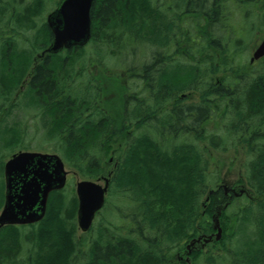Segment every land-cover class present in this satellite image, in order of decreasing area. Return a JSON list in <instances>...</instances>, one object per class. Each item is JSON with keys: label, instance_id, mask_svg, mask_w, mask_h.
<instances>
[{"label": "trees", "instance_id": "16d2710c", "mask_svg": "<svg viewBox=\"0 0 264 264\" xmlns=\"http://www.w3.org/2000/svg\"><path fill=\"white\" fill-rule=\"evenodd\" d=\"M50 1L31 5L48 7ZM21 11L6 18L18 40L0 45L1 66L13 65L0 73L1 98L41 117L56 113L48 134L57 141L66 165L84 179L107 178L110 173H105L103 164L114 151L118 166L110 188L122 174L125 185L123 192L120 187L116 190L118 213L127 218V228L136 229L137 235H131L144 237L148 247L122 236L121 244L104 250L98 247L107 238L104 235L84 245L85 258L77 239L67 238L62 227L59 202L68 196L60 191L51 194L47 217L52 220L43 232L50 251L27 245L31 236L19 233L27 242L21 245L31 252L27 256L36 262L12 263L3 246L17 250L11 244L17 237L4 236L0 264H43L46 254L53 258L50 264H186L180 257L187 253L189 242L214 233L212 215L229 201L218 186L221 175L212 169L213 153L239 151L243 142H247L242 152L244 187L250 194L232 195L231 212L221 214L218 248L196 253L190 260L191 264H264V131L260 130L264 59L258 64L247 60L250 45L253 49L264 35V0H95L88 45L49 54L53 36L44 10L33 14L23 4ZM23 17L30 21L25 23ZM20 22L28 33H21ZM97 24L107 29L102 38L97 36ZM88 47L96 62L88 58ZM106 59L116 64H106ZM88 66L97 68L99 75L90 74ZM106 66L112 75L103 70ZM14 84L16 93L11 92ZM25 84L37 104L23 102L20 89ZM194 94L199 95L195 102L189 99ZM242 94L249 95L248 102L240 103ZM14 125L7 127L13 135L11 145L21 144L20 128ZM137 138L159 150L154 166L146 165L147 148L141 141L133 143ZM250 138L253 141L248 142ZM180 144L189 145L179 148ZM167 209H175L173 220ZM64 214L73 217L68 210ZM74 223L77 230L76 219ZM171 224L184 230L185 237L163 241L161 228L168 230Z\"/></svg>", "mask_w": 264, "mask_h": 264}, {"label": "rangeland", "instance_id": "374dc122", "mask_svg": "<svg viewBox=\"0 0 264 264\" xmlns=\"http://www.w3.org/2000/svg\"><path fill=\"white\" fill-rule=\"evenodd\" d=\"M58 1L59 0H51L49 6H48V3H46V6H48V7H44V6H42V4H40L39 6L31 5V4H36L37 0H18V2L15 0H5L2 3L1 2L0 3L4 7H5V5H8V9H6L7 10L6 11V18H8V19H10V17H11L10 14H12V16L14 17L15 14L21 13L22 12L21 8H22L23 4H25V7L29 10V12H32L33 14L37 13V11L39 9L44 10V14H45L44 16H45V19H47V16L49 15V13L56 8V4ZM10 3H12L14 8L12 7V5ZM3 4H5V5H3ZM1 23L2 22L0 19V24ZM19 26L21 27L20 28L21 33L22 32H26V33L29 32V30L26 29L27 26L24 23L21 24V22H20ZM96 31L99 34V35L97 34L98 37L105 36L107 34V29L105 27L100 28L99 30H96ZM17 34H18V32L14 31L12 29L11 24L0 25V45H1V43L4 44L9 39L10 40H12V39L18 40ZM21 37H22V39H24L26 36H25V34H23V35L21 34ZM263 38H264V35L261 37V39L259 41H257V44L253 47V49H252V45H250L249 56L247 57L248 61H250V58L252 57L253 53L256 51V49L258 48V46L262 42ZM25 48L27 49V47H25ZM9 49H6L7 52L10 51ZM0 50H1V46H0ZM86 52H87L88 58L93 60V62H96L95 58L97 59V57L94 56V53L92 52V48L88 47V50ZM29 57H31V54H28L27 59ZM88 58L86 57V59H88ZM8 59L10 61L11 55L8 56ZM105 61H104V63L109 64V65L116 64L114 61L111 62L109 59H106ZM83 62L84 61H82V64H83ZM261 62H264V61H261ZM78 66H79V63H78ZM261 66H263V65H261ZM88 67H89L90 74H92L94 72L96 75L97 74L99 75L97 68L92 67V66H88ZM102 68H100V69H102ZM115 68H116V66L114 67V69ZM103 70L106 71V74L109 76L112 75V73H113V71L109 67H107V69L104 67ZM26 86H27V84H25L22 88L25 89ZM189 99H192V101L195 102L199 99V95H196V94L191 95V97ZM19 100L22 101V98ZM5 106H6V108H4L5 110L3 112L1 111L3 107L0 109V127L4 126L3 130L6 128V132H8V128L6 127L7 124L15 123L20 128L19 132L17 133V139L19 137V140H20L22 145L19 143L18 144H12L11 147L14 150H16L17 148L28 147L32 151L41 150L42 152L58 153L61 155V153H59L58 149H57V148H59V145H56L57 141L53 138H50L51 136H50V134H48L49 133L48 129L50 128V127H48V124H50V123H48L47 118H45L43 115L41 117L39 115V113L35 110L27 109V111H26L23 108H21L19 105L16 106V102L11 103L8 101ZM9 111H11V112H9ZM5 121H7V122L4 124ZM13 126H11L12 129H13ZM3 138H4V140H2ZM11 140H13V138L10 135L9 136L3 135V137L0 138V161H1L0 167L2 165H4L3 163H6V161L11 157V155L10 156H2L1 155V151L3 150V148L5 146L11 145ZM117 146L118 145H116V148H117ZM146 151L147 152H145V156L148 159L146 161V165L149 167L154 166L158 160L156 153H154L151 149H148V148L146 149ZM112 155H114L113 150H111L109 152V155H108L109 158L107 157L106 158L107 162L105 161V163L103 164V167L105 169L106 174L115 172V170L118 166L116 160L114 159V156L112 157ZM244 161H245L244 154L239 152V151H236V150H229L226 152H222V151L214 152L212 159H211V163H212L211 166H212V169L217 171L221 175V178H222V181H221V183H219L218 186L220 187L223 184L229 185L230 187L235 189L236 192H239L240 189L244 186V182L246 184V180L244 178L245 170L243 167ZM67 170L70 173H69L68 184H67V187L65 188V194L68 196L67 199H69V200L71 199V201L78 203V199L76 196V183L78 181H80L82 179V177L78 173H75L68 166H67ZM2 172H3V170H2ZM123 177H124V174H122L118 179H116V184H115L116 187L113 190H111V193H110L108 201H107L106 208H104V210L102 211L100 216L97 217L96 222L93 225V229L90 230L88 233H83L81 231V229L79 228V226H77V231H78L77 236L81 238L80 241H85L86 245H88L89 242H91L92 239L97 236L95 234L92 237V235H91L92 232H96L98 230L102 231L103 229H105V230H107V233L109 232V235H110L111 233H110L109 229L111 228V226H114V225H118V226L122 227L124 235L128 234V230L126 229L127 227L124 224L122 225V223L120 221V215L118 213V209L121 206L120 202H119L118 195H119V192H123V188L125 187V185L121 184ZM1 181H3V178L0 176V182ZM218 186L214 187V189L218 188ZM119 187H120V190H119V192L116 193V190H118ZM74 205L76 206V209H77L78 204H74ZM127 211L128 210H125V212H127ZM167 212L170 214L173 213V215L176 213L175 209H167ZM170 214H168V215H170ZM162 217H166V215H163ZM174 217H175V215L171 216L170 220H173ZM213 217H217V213L212 215V218ZM221 219H222L221 216L218 217L219 224L222 227ZM77 225H78V223H77ZM107 233L101 234L98 237V239H101ZM219 242L213 241V242H211L205 246L196 247L194 249V252L192 253V255H190V257L193 258V256L196 253H206L208 251H213V250L217 249L219 246V244H218ZM51 259H53V258H50L49 255L46 254V256L44 257V261L42 263L43 264H50Z\"/></svg>", "mask_w": 264, "mask_h": 264}, {"label": "water", "instance_id": "95a60500", "mask_svg": "<svg viewBox=\"0 0 264 264\" xmlns=\"http://www.w3.org/2000/svg\"><path fill=\"white\" fill-rule=\"evenodd\" d=\"M95 0H64L58 10L50 16L49 26L53 33V42L48 49L51 53H58L64 48L83 47L91 39V9ZM264 58V39L253 53L251 63ZM37 165L34 178L27 175V169ZM7 175L16 176L24 188L21 190L20 202L22 209L17 206L18 215L14 214L11 198L7 199V206L0 218V224H32L42 219L46 209L47 198L50 192L61 190L67 181V172L63 161L56 155H41L22 152L15 155L7 164ZM11 182V181H10ZM228 190L227 188H225ZM105 187L91 181H82L77 184L79 197V227L88 231L93 223L96 213L105 203ZM39 206L42 214L33 212ZM16 209V208H15ZM221 213V212H219ZM18 216H20L18 218ZM217 230L216 240L222 238L223 230L219 222L215 224ZM213 237L205 240L212 241ZM199 242V240H198Z\"/></svg>", "mask_w": 264, "mask_h": 264}, {"label": "bare ground", "instance_id": "6f19581e", "mask_svg": "<svg viewBox=\"0 0 264 264\" xmlns=\"http://www.w3.org/2000/svg\"><path fill=\"white\" fill-rule=\"evenodd\" d=\"M199 3V2H198ZM200 4V3H199ZM6 8H4L3 6H2V4L0 3V19H1V24L0 25H3V24H5V23H7V19H6ZM23 21L25 22V23H28L29 21H30V18L29 17H23ZM100 28H103L102 26H100V25H96V29L97 30H99ZM17 60H14L13 61V63H17L16 62ZM7 68H9V69H12L13 68V65H12V63H8V64H5V65H2L1 66V64H0V73H1V71L2 70H4V69H7ZM28 82H31V79L29 78L28 79ZM29 85H30V83H29ZM28 89H27V86L25 87V89H23V88H21L20 89V92H21V96L23 95V102L25 103V104H28V105H33V104H37V102H38V100H36V97L34 98V96H33V94L31 93V91L29 90V91H27ZM11 92L12 93H16V88H15V84L12 86V88H11ZM19 94V93H18ZM17 95V94H16ZM185 95H183L181 98H183ZM47 100V99H46ZM239 100H240V103H244V102H248L249 101V95L248 94H242L240 97H239ZM40 103H43L42 101H39V103L38 104H40ZM7 104V99H5L4 97L3 98H1V95H0V109L4 106V105H6ZM35 106H31V108H34ZM37 107H39V106H37ZM36 107V108H37ZM71 108L73 109L72 111H75V109H74V107H73V105H71ZM56 114V113H55ZM55 114H52V115H50V116H48L47 114L45 115L46 117L45 118H47V121H48V123H50V124H48V127H51L52 125H54V124H56V122H55V117H56V115ZM7 121H5L4 122V124L6 123ZM14 125V123L12 124H7V126L6 127H10V129H12L11 128V126H13ZM15 126V125H14ZM13 126V127H14ZM257 126H260V125H257ZM3 127L4 126H1L0 127V134L1 135H6V136H13V135H11V134H8L9 132H6V128L3 130ZM260 130L261 131H264V127L263 128H260ZM142 137H147L146 135H143ZM139 141H141V142H143L144 144H142L143 145V147L145 146L146 148H148V149H151L154 153H157L159 150L156 148V147H154V146H151V145H149V144H146L147 143V141L146 140H144V139H134L133 140V143H139ZM251 141H253V139L252 138H250L249 139V141L248 142H251ZM243 143H245V144H243V145H241L240 147H239V152H245V150L244 149H246V147L245 146H247V142H243ZM187 145H189V144H180L179 145V148H187ZM12 145H10V146H5L4 148H3V150H2V153H1V155L2 156H10V155H14L15 153H17L18 151H32L30 148H28V147H24V148H17L16 150H14L12 147H11ZM135 146H137L136 144L134 145V147ZM133 147V148H134ZM232 150H235V149H232ZM36 153H38V154H42V153H44V152H42L41 150H39V151H35ZM188 152H186V154H187ZM180 155L181 156H183V154H181L180 153ZM129 161V160H128ZM246 161V160H245ZM245 161H244V164H245ZM3 164H5V163H3ZM7 164V163H6ZM161 164V163H160ZM1 168H4V165H2L1 167H0V176L2 177V170H1ZM2 188L0 187V190H1ZM3 190V189H2ZM232 199H233V197H231V198H229V201L228 202H230L231 203V201H232ZM228 202H226V204L225 205H223V206H219L217 209H216V211H217V217H213L212 219H213V223L214 224H216V222L218 221L219 222V220H218V217H220V216H218V213L219 212H221V213H224L225 214V212H231V206H229V205H231L230 203H228ZM60 210L63 212V215H62V218H60V220L62 221V223H63V225H62V227H63V229L66 231V236H67V238H69L70 240H73V239H77V242H78V244H79V246L81 247V253L84 255V257L85 258H87V249H85L84 248V245L86 244L85 243V241H80L81 240V238L80 237H78L77 236V230H75V223H74V220L76 219L77 220V223H78V219H79V203H77V202H73V201H71V200H69V199H62V200H60ZM70 204V205H69ZM74 204H78V207H77V209H76V206L74 205ZM69 211V212H71L72 214L71 215H73V217L71 218L70 217V219L69 218H65L64 216H65V211ZM127 215H126V217L128 216V214L129 213H126ZM125 215V214H124ZM49 216V215H48ZM125 217V216H124ZM51 218H49V217H46V219H44L42 222H41V224H40V226L39 227H30V228H27V229H13V230H11V231H9L8 232V234L6 233L5 235H0V247H2L3 246V244H2V241L3 240H1V238L2 237H4V236H7L8 238H9V236L8 235H10V236H14V237H17L16 238V241L15 242H12L11 244L12 245H14V247L15 248H17V250L15 249V251H13L12 249L13 248H9V246L8 245H6V246H3L4 248H7V250H6V252L8 253L7 255H8V259L11 261L12 259H13V261H12V263H26L27 261H30V262H36V258L34 259V257H28L27 255L29 254V253H31V252H29V250L27 249V247H26V245H21V244H27V242H22V241H24L25 239H20V236H19V233H22V234H24V236L26 235V234H28L29 236H31V238H30V242L27 244V245H30V246H32V247H35L37 250H43L45 253L46 252H48V251H50L49 250V243H47L46 241H45V239H44V237L45 236H43V232L44 231H46V229H47V227L46 226H48V224H49V222H51ZM54 220V219H53ZM120 221H121V223H122V225L125 223L126 224V227H127V225H128V222H127V218L126 219H123V217L122 218H120ZM96 221H93V224L95 223ZM174 226L175 225H173V224H171L169 227V229L168 230H165V228H161V230H163V235L165 236V237H160L161 239H163V241H168L169 243L171 242V240L170 239H173V240H175V239H180V238H184L185 237V232H184V230H180V231H178L176 228H174ZM165 227V226H164ZM172 227V228H171ZM129 232H128V234L127 235H124L123 234V229H122V227H120V226H118V225H114V226H111V228L109 229V231H110V235H109V232L107 233V230H105V229H103L102 231H100V230H98V231H96V232H92L91 233V235H92V237L96 234L97 236L95 237V238H93L92 239V241L91 242H89V243H92V242H95L96 241V239H98V237L101 235V234H103V233H107V234H105V237L107 236V238H105V239H103L99 244H98V247L99 248H102V247H104V250H106V248H108L109 246L110 247H112V246H114V245H116V244H121V242L119 241L120 240V238L122 237V236H130V237H132V238H136V236L135 235H137V233H136V229H134V228H126ZM165 230V231H164ZM168 231V232H167ZM38 233V234H35L34 235V233ZM131 233L132 234H135V235H131ZM1 234V233H0ZM34 235V236H33ZM3 239V238H2ZM159 239V238H158ZM158 239L156 240V242H158ZM135 244H138V245H141V246H144V247H148V243L146 242V239L144 238V237H140V238H136V239H131ZM185 241V240H184ZM183 241V242H184ZM192 242V241H191ZM191 242H189V243H191ZM17 245H19V246H17ZM21 245V246H20ZM17 246V247H16ZM18 248H19V250H18ZM8 249H10L9 251H8ZM173 251V250H172ZM37 253L39 254V252L37 251ZM41 256V255H40ZM42 257H44V256H42Z\"/></svg>", "mask_w": 264, "mask_h": 264}, {"label": "flooded vegetation", "instance_id": "af4514ba", "mask_svg": "<svg viewBox=\"0 0 264 264\" xmlns=\"http://www.w3.org/2000/svg\"><path fill=\"white\" fill-rule=\"evenodd\" d=\"M47 24H48V18H47ZM1 162V161H0ZM35 168H37V165H32L30 167V173L29 174V169H27V175L30 177H35L33 172L35 170ZM1 170H3L2 178L3 181L0 182V187L3 189L0 190V217L4 211V209L7 206V199L8 197L11 198V206L13 207V211L15 215H18V210H17V206H20L22 209V203L20 202L19 198H21V190H23L24 188L22 187V184L20 182V180L16 177V176H6V163L4 164V168H1ZM11 181V182H10ZM5 184V185H4ZM53 193V192H51ZM225 194V192H224ZM48 205H49V197L47 198V203H46V215L45 218L39 220L37 223L35 224H39L41 223L44 219H46L47 215H48ZM16 208V209H15ZM39 206H37L33 212H36L37 214H42L39 211ZM20 216H18L19 218ZM33 224H17V225H4V226H0V232L7 230H13V229H27L30 226H32Z\"/></svg>", "mask_w": 264, "mask_h": 264}]
</instances>
